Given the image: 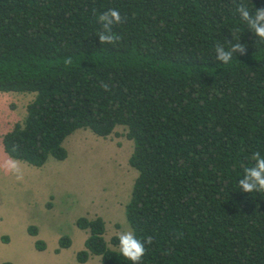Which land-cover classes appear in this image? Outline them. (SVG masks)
<instances>
[{
  "label": "trees",
  "instance_id": "16d2710c",
  "mask_svg": "<svg viewBox=\"0 0 264 264\" xmlns=\"http://www.w3.org/2000/svg\"><path fill=\"white\" fill-rule=\"evenodd\" d=\"M240 2L0 0V91L35 92L2 135L4 151L41 166L67 156L62 142L76 128L106 136L126 126L138 173L125 214L139 239L153 237L141 264H264V192L239 188L252 154L264 155V41ZM112 8L124 17L113 26L121 39L103 45L98 17ZM236 40L247 54L217 60L216 45ZM76 225L88 231L78 261L131 264L108 246L101 216ZM70 243L62 234L56 252Z\"/></svg>",
  "mask_w": 264,
  "mask_h": 264
},
{
  "label": "rangeland",
  "instance_id": "374dc122",
  "mask_svg": "<svg viewBox=\"0 0 264 264\" xmlns=\"http://www.w3.org/2000/svg\"><path fill=\"white\" fill-rule=\"evenodd\" d=\"M34 96V91H0V161L10 157L2 135L24 119ZM126 131L121 124L106 136L88 127L76 128L62 142L67 150L64 159L49 156L41 166L18 159L25 171L23 181L0 169V234L6 237L0 238V262L101 264L97 254L84 262L76 259L88 234L76 225L81 215L101 216L108 246L119 248L110 238L131 230L125 205L138 173L129 163L133 141ZM27 223L37 227L38 235L27 231ZM62 234L70 237L71 244L57 253ZM38 237L46 242L45 251L37 252L34 238Z\"/></svg>",
  "mask_w": 264,
  "mask_h": 264
},
{
  "label": "clouds",
  "instance_id": "9594fccd",
  "mask_svg": "<svg viewBox=\"0 0 264 264\" xmlns=\"http://www.w3.org/2000/svg\"><path fill=\"white\" fill-rule=\"evenodd\" d=\"M236 12L241 19L245 21L248 28L253 32L254 36L260 41H264V7H256L254 11L243 0L237 5ZM119 10L112 8L104 11L98 17L103 31L98 33L101 44H116L121 37L113 31V26L123 22ZM231 47L226 49L222 44H217L215 48L216 59L224 64H229L233 59V54L239 52L244 55L247 54V47L245 44L236 40L231 43ZM66 66L72 64L71 57L65 59ZM102 87L107 91L108 86L103 84ZM15 150V149H14ZM254 163L244 169V174L239 179V188L245 193L264 192V155L259 151L252 154ZM0 169L5 173H11L17 181H23L25 171L22 162L13 157H7L0 161ZM119 242V252L131 264H141L143 257L147 252L146 245L153 243V237L148 236L146 240L139 239L136 234L131 231H122L117 233Z\"/></svg>",
  "mask_w": 264,
  "mask_h": 264
},
{
  "label": "crops",
  "instance_id": "0c3cea01",
  "mask_svg": "<svg viewBox=\"0 0 264 264\" xmlns=\"http://www.w3.org/2000/svg\"><path fill=\"white\" fill-rule=\"evenodd\" d=\"M28 226H29V224L27 223V225H26V229L28 228ZM28 231V230H27ZM32 235V234H31ZM36 235H38V233L36 234ZM36 235H33L34 237L36 236ZM8 236V235H7ZM3 237V235L2 234H0V238H2ZM39 238V237H38ZM8 239V238H7ZM5 241H7V240H5ZM34 241H35V238H34ZM46 243V242H45ZM71 244V243H70ZM84 246V245H83ZM66 247H63V248H61V249H65ZM83 248V247H82ZM37 249V248H36ZM47 249V244H46V246H45V248L44 249H37L38 251L37 252H42V251H45ZM55 249H56V247H55ZM60 249V250H61ZM60 250L58 251V252H60ZM56 252V251H55ZM57 252V253H58ZM1 263V262H0ZM13 263L14 264H22V263H20V262H16V261H13ZM24 264V263H23Z\"/></svg>",
  "mask_w": 264,
  "mask_h": 264
}]
</instances>
